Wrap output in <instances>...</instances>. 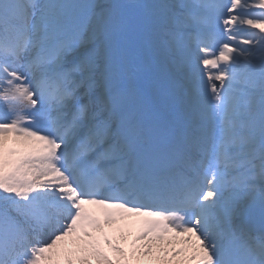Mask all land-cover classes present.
<instances>
[{"label":"snow or ice","instance_id":"6c2138e0","mask_svg":"<svg viewBox=\"0 0 264 264\" xmlns=\"http://www.w3.org/2000/svg\"><path fill=\"white\" fill-rule=\"evenodd\" d=\"M93 260L264 264V0H0V264Z\"/></svg>","mask_w":264,"mask_h":264},{"label":"rangeland","instance_id":"374dc122","mask_svg":"<svg viewBox=\"0 0 264 264\" xmlns=\"http://www.w3.org/2000/svg\"><path fill=\"white\" fill-rule=\"evenodd\" d=\"M203 74V73H202ZM205 79H206V77H205ZM106 230V232H112V231H114V230H112V229H109V228H105ZM115 232H117V231H115ZM125 232H127V230H125ZM118 233V236L115 238V239H117V238H119L120 236H121V233L120 232H117ZM115 239H112V240H115ZM103 243H101V245H102ZM107 246V245H106ZM107 248H108V246H107ZM134 264H135V262H134Z\"/></svg>","mask_w":264,"mask_h":264}]
</instances>
